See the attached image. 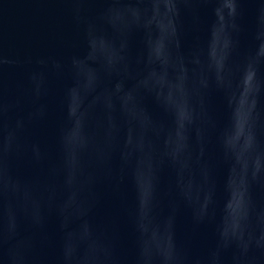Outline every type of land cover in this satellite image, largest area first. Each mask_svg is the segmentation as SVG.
<instances>
[{
  "label": "water",
  "instance_id": "water-1",
  "mask_svg": "<svg viewBox=\"0 0 264 264\" xmlns=\"http://www.w3.org/2000/svg\"><path fill=\"white\" fill-rule=\"evenodd\" d=\"M0 264H264V0H0Z\"/></svg>",
  "mask_w": 264,
  "mask_h": 264
}]
</instances>
